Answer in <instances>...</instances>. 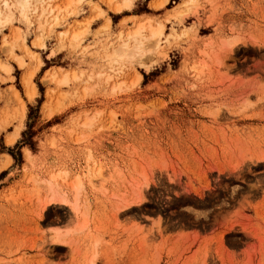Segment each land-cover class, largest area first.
<instances>
[{"label": "rangeland", "instance_id": "374dc122", "mask_svg": "<svg viewBox=\"0 0 264 264\" xmlns=\"http://www.w3.org/2000/svg\"><path fill=\"white\" fill-rule=\"evenodd\" d=\"M184 1L82 0L44 24L16 9L1 27L0 264H264V0H188L178 16ZM147 16L160 45L113 62ZM77 28V46L60 40ZM59 171L78 213L43 207Z\"/></svg>", "mask_w": 264, "mask_h": 264}, {"label": "bare ground", "instance_id": "6f19581e", "mask_svg": "<svg viewBox=\"0 0 264 264\" xmlns=\"http://www.w3.org/2000/svg\"><path fill=\"white\" fill-rule=\"evenodd\" d=\"M38 0H0V29L1 27L9 24L10 22H12L14 20V14H15V10H19L18 13H20L23 17L25 16L27 19H28V16H29V11L31 10H34V11H40L39 13V16L36 18V19H40V22L41 24H44L46 22L49 21V17L48 16H51L57 23V21L59 19H61L60 15L62 14L63 11L65 12H69V13H72V12H76V8H74L73 6H75L74 4L76 2H80L82 0H68V2L64 5V6H61L59 4H57V2L55 3V0H40V2L38 3L37 2ZM62 1V0H61ZM66 1V0H65ZM167 0H153L152 2V6L157 8V7H160L162 5H164V3L166 2ZM46 2V3H45ZM108 4L111 5L113 7L114 10L116 11H120L122 9H130L132 8L133 4H134V0H107ZM189 3L188 0L182 2L181 4H178L179 7L176 8V12L177 14L180 13V7L181 6H185L186 5H183L185 3ZM191 2V1H190ZM62 3V2H61ZM77 4V3H76ZM79 4V3H78ZM77 4V5H78ZM96 4V3H95ZM188 6V5H187ZM177 7V6H176ZM182 10L184 9L183 7H181ZM74 12V13H75ZM103 12V10H102ZM175 12V10H174ZM184 12V10H183ZM183 14V13H182ZM174 15V14H173ZM181 15V14H180ZM175 16V15H174ZM179 16V14H178ZM24 17V19H25ZM64 17V16H63ZM62 17V18H63ZM17 18V17H16ZM144 18V17H143ZM26 19V20H27ZM150 17H145V19L143 20H140L136 23V25H134V27L132 29H128L126 30L127 32L125 33H121L120 34V38H121V41H120V45L117 46L116 48H112L111 51H112V54L109 56L111 57L112 56V60H114L113 62H116L118 60H121L124 59V58H129L130 60L133 58V60L138 57L139 55H143L144 52L146 50H148V48L150 49V46L151 47H155V46H159L160 45V42L161 40L163 39L164 35H165V24L162 23V22H157V23H151L150 22ZM87 22H88V19H86ZM85 20V21H86ZM39 21V20H38ZM154 21V19H153ZM80 22V21H79ZM156 22V21H155ZM84 23V22H83ZM110 23V18L107 19V24L109 25ZM86 24V23H85ZM40 25V23H39ZM40 26H43V25H40ZM89 26V25H88ZM104 26V25H103ZM16 29L19 28V27H15ZM85 28V27H84ZM89 28V27H88ZM87 28V29H88ZM108 28V27H107ZM149 29L148 32H146V29ZM78 29V28H77ZM86 29V30H87ZM126 29V28H125ZM13 30V29H12ZM37 30V29H36ZM73 32L69 31V32H63L61 31V37H60V40L62 41L64 37H67L69 34H70V42L71 44H73V46H77L80 41H82L83 37H84V33L88 32V30L85 32V29H78V30H72ZM16 32V33H15ZM39 32V31H38ZM121 32V31H120ZM13 33H15L16 35H12V38L13 36L15 37L14 39H18V37L20 38L22 35H21V31L20 29H17L16 31H14ZM40 33H42V30H40ZM37 35V37L35 36L36 40H34L35 42V45L36 46H39V47H45L46 44H45V41L42 37L43 34H40ZM23 34V33H22ZM83 36V37H82ZM17 37V38H16ZM82 37V38H81ZM24 38V37H23ZM5 39V37L3 38ZM14 39L11 41H14ZM21 40L23 41V39L21 38ZM25 40V38H24ZM72 40L73 42L74 41H79V43H76L77 45H74V43H72ZM19 41V39H18ZM4 42V41H3ZM17 42V41H16ZM24 42V41H23ZM231 42H233L232 40L230 41V44ZM4 44H7L6 41ZM9 44V43H8ZM13 44V43H12ZM24 47H25V44H23ZM109 45V44H108ZM13 46V45H12ZM28 46V45H27ZM71 46V45H70ZM80 46V45H79ZM149 46V47H148ZM10 47V46H9ZM14 47V46H13ZM106 46L103 47V49L105 48ZM29 49L28 47H25V49ZM108 48V47H107ZM158 48V47H157ZM12 50V48H11ZM107 50V49H106ZM13 51V50H12ZM30 51V50H29ZM105 51V49H104ZM110 51V52H111ZM150 51V50H148ZM32 51H30L31 53ZM106 52V51H105ZM34 53V52H33ZM104 53V52H103ZM107 53V52H106ZM32 54V53H31ZM34 55V54H32ZM105 55V54H104ZM107 56V55H106ZM109 57V60H111ZM131 57V58H130ZM135 57V58H134ZM16 58V57H15ZM22 58V57H21ZM105 58V56H104ZM108 58V57H107ZM114 58V59H113ZM19 64H24L23 62V59H17ZM137 60V59H136ZM140 60V59H139ZM1 62V60H0ZM40 63V62H39ZM38 63V64H39ZM111 63V61H110ZM119 63V61H118ZM1 67L7 72H10L11 69H12V66L9 62H6V61H2L1 62ZM20 65V66H21ZM39 66V65H38ZM37 68V67H36ZM59 69V68H58ZM76 70V69H75ZM74 70V71H75ZM31 71H35V70H31ZM48 71V70H47ZM72 70V74H69L67 72L64 73V75L62 74V77L61 79L60 78H57V82L60 81L61 84L62 82H67L71 77L73 76H76V72H74ZM52 72V71H51ZM80 73V72H79ZM90 73V72H89ZM92 73V72H91ZM33 74L34 72H29V73H26L24 74V77H23V83L26 87V94L27 96L30 98V99H33L35 97V95L37 94V88H36V84L35 82L33 81ZM104 74V73H102ZM92 75V74H90ZM95 75H98L95 74ZM101 75V74H100ZM106 76V75H105ZM55 76L53 75L52 78H54ZM77 77V76H76ZM75 77V78H76ZM88 77V76H87ZM107 77V76H106ZM138 77H141L138 76ZM74 78V77H73ZM89 78V77H88ZM97 78V77H96ZM109 78V76L107 77ZM110 79V78H109ZM66 84V83H65ZM15 90V89H14ZM16 93V92H15ZM16 96V95H15ZM18 96V94H17ZM19 97V96H18ZM20 100H22L21 98H18ZM23 102V101H22ZM23 104V103H22ZM23 108V106H21ZM23 115V114H22ZM86 120V119H85ZM89 120V119H88ZM88 120H86L87 122H89ZM20 134V128H17L14 132H12L8 137H7V142L8 143H13L17 137L19 136ZM29 154V153H28ZM27 154V155H28ZM30 156V155H29ZM8 160L11 161V157H8ZM67 174V171H63V172H57V173H53L51 175V177L47 180V186L50 187L51 191H52V195L48 198V200H45L43 202V207L47 206V203L48 202H57V201H60V202H64L66 203L67 205H69L76 213L79 212V205L77 204V199H78V193L74 194L75 198H71L70 194L67 192V191H59L61 190V187L59 186V183H60V178L62 175H66ZM68 175V174H67ZM81 184V177L80 176H76L75 178V188L77 189L79 187V185ZM59 189V190H58ZM78 224L79 226L82 228L84 226H86V221L84 220L83 222L78 219ZM55 239L58 240V241H65L67 243H71L70 240H67V239H64L62 238V236L60 235V233H57L55 235Z\"/></svg>", "mask_w": 264, "mask_h": 264}, {"label": "crops", "instance_id": "0c3cea01", "mask_svg": "<svg viewBox=\"0 0 264 264\" xmlns=\"http://www.w3.org/2000/svg\"><path fill=\"white\" fill-rule=\"evenodd\" d=\"M150 1V3L152 4V2H153V0H149ZM169 0H167L165 3H164V5L168 2ZM158 8V7H157Z\"/></svg>", "mask_w": 264, "mask_h": 264}]
</instances>
